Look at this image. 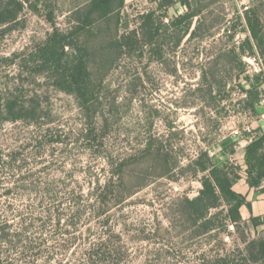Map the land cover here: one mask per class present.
<instances>
[{"label":"trees","instance_id":"obj_1","mask_svg":"<svg viewBox=\"0 0 264 264\" xmlns=\"http://www.w3.org/2000/svg\"><path fill=\"white\" fill-rule=\"evenodd\" d=\"M175 3L182 4L185 11L172 16L167 9ZM224 4L225 0H160L155 9L143 11L130 27L124 21L126 0L77 1L65 13L64 25L58 23L60 0H0V39L20 24L26 10L51 25V30L33 46L5 57L18 65V72L0 90V121L25 126L31 140L27 149L41 152L59 144L65 149L77 144L103 159L109 168L105 177L95 174L90 192L83 189L77 173L58 181L48 174L49 180L44 182L28 165H0L16 176L22 174L15 190L25 189L41 196L43 201L37 206H41L45 218L37 235H27L41 219L20 233H11L0 217V264H37L44 253L69 249L78 243L85 252L76 264H107L112 256H125L128 239L115 228L124 217L125 204L145 185L138 179L170 175L184 164V159L172 145L166 146L154 136L148 137L135 153L123 154L110 145L112 126L121 105L113 76L125 59L150 53L151 58L164 62L165 42L173 41L177 49L188 36L202 39L218 34L231 42L219 58L239 63L237 69L246 75L243 58L259 54L264 70V0H251L244 10L236 7L235 21L228 26L221 24ZM159 10L163 13L158 14ZM240 22L247 27L248 35L237 41ZM50 87L75 98L81 115L77 129L71 127L67 132L58 126L52 105L42 100L38 91ZM246 95L248 105L254 108L263 91L247 89ZM253 132L247 135L248 144L240 163L233 157L218 160L207 150L189 157L184 165L192 168L195 175L202 174V187L195 197L182 196L172 201L167 229H174V238L184 242L213 230L240 228L241 224L253 228L264 225L261 215L254 213L253 202L235 189V184L245 179L250 188L264 195V131L257 128ZM24 154L13 151L12 164L25 161ZM49 167L55 170L53 165L42 168ZM58 171L68 173L70 169ZM9 182H0V187ZM11 192L7 189L5 195ZM84 221L90 224L87 232H81ZM160 228H164L162 223ZM80 233L86 235L79 236ZM140 238L150 240L149 235ZM241 240L243 246L224 249L211 260L206 259L205 253L201 257L206 264H264V233L256 237L245 234ZM52 260V255H46L42 264Z\"/></svg>","mask_w":264,"mask_h":264},{"label":"rangeland","instance_id":"obj_2","mask_svg":"<svg viewBox=\"0 0 264 264\" xmlns=\"http://www.w3.org/2000/svg\"><path fill=\"white\" fill-rule=\"evenodd\" d=\"M77 1L81 0H60V25H64L65 13ZM157 2L126 0L124 21L132 27L139 15L143 11L155 9ZM250 2L251 0H225L221 24L232 25L235 21V8L244 10ZM167 10L170 15L176 16L183 13L185 7L175 3ZM157 13L161 14L163 10ZM49 30L51 25L48 22L26 10L21 16L20 24L5 38L0 39V90L18 72V65L6 61L5 57L33 46ZM247 35V27L240 22L236 40L241 41ZM230 46L231 42L221 34L202 39L188 36L177 49L173 41L165 42L164 62L151 58L150 53L144 57L125 59L113 76L121 105L118 118L112 126L110 145L123 154L135 153L148 137L154 136L160 138L166 146L172 145L176 153L183 157L184 164L189 157L196 156L201 150L209 151L218 160L233 155L237 163L243 161L247 135L254 134L253 131L257 128L264 131L261 120L264 70L256 71L258 63L262 67L263 59L256 54L257 61H251L249 59L252 56L247 54L243 58L247 72L244 75L237 69L239 63L232 60L229 62L225 57L219 58ZM46 85L43 84V87ZM253 88L263 91L261 101L254 108L246 101L247 89ZM38 91L41 99L52 105L61 129L68 132L71 127L77 129L81 126L79 108L72 95L51 87L39 88ZM1 97L0 93V100ZM26 134L22 123L0 121V165H28L31 171L38 172L36 178L40 177L44 182H48V174L52 176L50 179L58 181L77 173L76 178L83 189L90 192L95 174L101 173L102 177L109 174L107 163L82 146L75 144V147L65 149L59 144L39 152L36 148H26L31 141ZM19 150L25 152V161L12 164L10 154ZM184 164L178 165L167 176H141L138 179L145 185L125 204L122 212L124 217L120 218V224L115 228L116 232L122 231L126 235L128 249L124 257L117 254L113 259L112 256L111 262L107 264H206L201 257L203 253L207 260H211L224 249L243 246L242 235L256 237L264 233V225L253 228L241 224L240 228H227L223 232L213 230L203 237L189 241L182 242L181 239L174 238L177 234L174 229H167L168 216L173 211L172 201L182 196L195 197L202 187V174L195 175L192 168ZM45 165H53L55 170L51 171V167L42 168ZM66 168L70 169L68 173L58 171ZM0 173L5 174L0 175V182L11 181L7 186L0 187V217L5 221L6 231L20 233L41 219V222L27 232V235H37L45 219L42 218L41 206H37L43 201L41 196L25 189L15 190L17 178L22 174L16 176L15 172L2 166ZM237 188L247 191L243 182L238 183ZM7 189H11V194L5 195ZM248 196L256 202L255 214L261 215L264 220V202L257 200L264 198V195L250 191ZM125 221L128 225L124 224ZM246 221L249 225L250 221ZM84 222L81 232L86 231L90 225ZM161 223L164 227L162 229ZM85 235L86 233L82 236ZM145 235H149V241L140 238ZM84 252L80 243L72 244L69 249L56 248L44 253L37 264H42L46 255L53 256L50 264H76Z\"/></svg>","mask_w":264,"mask_h":264},{"label":"crops","instance_id":"obj_3","mask_svg":"<svg viewBox=\"0 0 264 264\" xmlns=\"http://www.w3.org/2000/svg\"><path fill=\"white\" fill-rule=\"evenodd\" d=\"M247 144H248V140H247ZM247 144H246V145H247ZM246 145H245V147H246ZM243 153H244V152H243ZM232 156H233V155H232ZM232 156H231V155H229V156L227 155V156L225 157V159L228 158V157H232ZM233 158L235 159L234 156H233ZM243 158H244V155H243ZM241 162H242V161H241ZM240 182H243V183L245 184V186H246V190H247V191H243V190H240L239 188H237V184L240 183ZM235 189L238 190L239 192H242V193H244V194L247 195L248 199L251 200V201L253 202L254 213H256V212H255V205H256L255 203H256V202H255L254 199H252V197H249V196H248V193H249L250 191H251V192H255V190L252 189V188H250V187L248 186V184L246 183L245 179H240V180L235 184ZM261 198H262V199H261ZM259 199H260L262 202H264V198H263V197H260V198H258L257 200H259Z\"/></svg>","mask_w":264,"mask_h":264},{"label":"built area","instance_id":"obj_4","mask_svg":"<svg viewBox=\"0 0 264 264\" xmlns=\"http://www.w3.org/2000/svg\"><path fill=\"white\" fill-rule=\"evenodd\" d=\"M249 60L251 61H257V57L256 56H252ZM262 63V62H261ZM262 70L261 65L258 63V67L256 66V71L260 72ZM262 108H263V112L261 114V120L263 122V129H264V99L262 100Z\"/></svg>","mask_w":264,"mask_h":264}]
</instances>
